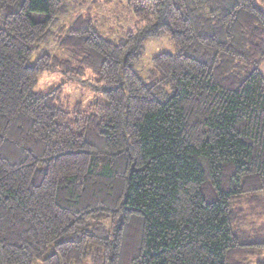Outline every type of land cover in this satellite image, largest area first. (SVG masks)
<instances>
[{
	"label": "trees",
	"instance_id": "16d2710c",
	"mask_svg": "<svg viewBox=\"0 0 264 264\" xmlns=\"http://www.w3.org/2000/svg\"><path fill=\"white\" fill-rule=\"evenodd\" d=\"M130 5L122 42L82 14L62 57L39 48L63 0H0V264H264V10ZM161 34L177 51L144 78ZM53 70L88 81L87 101L35 91Z\"/></svg>",
	"mask_w": 264,
	"mask_h": 264
},
{
	"label": "rangeland",
	"instance_id": "374dc122",
	"mask_svg": "<svg viewBox=\"0 0 264 264\" xmlns=\"http://www.w3.org/2000/svg\"><path fill=\"white\" fill-rule=\"evenodd\" d=\"M256 1L259 7L264 10V0ZM63 2L65 3V11L57 17L58 21L54 27V37L40 46L39 49L41 51L67 57V53H61L62 49L59 46V41L64 36L69 25L72 24L76 17L82 14H88L94 20L99 32L115 43L122 42L126 33L135 24L130 0H63ZM34 16L39 19L44 18L43 14L40 13L34 14ZM176 51L174 42L167 34L148 38L143 43V55L135 64V68L145 78L152 68L151 59L153 56L161 52L176 53ZM260 70L264 75L263 63L260 65ZM89 76L91 77L92 73L89 70H85V77ZM74 80L73 78H65L58 70L46 71L40 75L35 91H47L62 83L61 87L68 102L72 104L77 101H83L85 103L91 94L89 90L90 83L88 81L82 82L76 78ZM250 221L251 226L264 224V215L261 217L254 215L250 218ZM263 255L264 253L262 252L260 256L253 257L252 260ZM35 264H41V262L36 261Z\"/></svg>",
	"mask_w": 264,
	"mask_h": 264
},
{
	"label": "crops",
	"instance_id": "0c3cea01",
	"mask_svg": "<svg viewBox=\"0 0 264 264\" xmlns=\"http://www.w3.org/2000/svg\"><path fill=\"white\" fill-rule=\"evenodd\" d=\"M263 64H264V62H263Z\"/></svg>",
	"mask_w": 264,
	"mask_h": 264
}]
</instances>
